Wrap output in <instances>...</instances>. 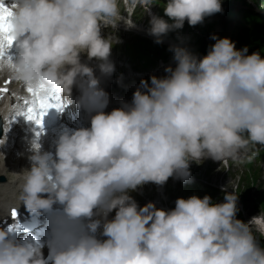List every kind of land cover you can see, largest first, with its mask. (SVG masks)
Wrapping results in <instances>:
<instances>
[{"label": "clouds", "instance_id": "9594fccd", "mask_svg": "<svg viewBox=\"0 0 264 264\" xmlns=\"http://www.w3.org/2000/svg\"><path fill=\"white\" fill-rule=\"evenodd\" d=\"M153 4H4L11 12L15 52L11 63L0 60V80L15 83L12 96L30 101L23 91L42 83L54 87L67 106L75 86L77 108L94 114L89 127H65L54 152L30 141V166L13 173L15 199L12 204L0 200V215L21 204L37 215L60 205L62 215L52 229L47 258L39 247L0 230V264H264V246L255 234L264 236V212L247 223L237 219L233 188L222 187L223 202L192 195L177 198L170 210L153 202L139 206L129 195L147 183L162 186L170 177L190 182L192 162L238 161L249 145H264V57L248 54L247 47L236 49L227 37L212 35L215 43L199 58L186 47L171 46L175 68L166 67L162 78L151 76L150 84L142 79L130 103L104 111L108 95L87 61L94 59L102 76L111 75L109 57L119 40L102 29L131 25L137 6L146 12ZM221 11V0H166L168 19L151 15L148 32L161 43L185 21L195 26ZM24 107L0 97V118L7 121Z\"/></svg>", "mask_w": 264, "mask_h": 264}, {"label": "rangeland", "instance_id": "374dc122", "mask_svg": "<svg viewBox=\"0 0 264 264\" xmlns=\"http://www.w3.org/2000/svg\"><path fill=\"white\" fill-rule=\"evenodd\" d=\"M155 2L156 4L150 6L147 15L150 17L153 14L159 15L167 20L168 18L164 16L163 12V2L154 0ZM221 7V12L205 17L202 23L195 26H190L185 21L183 28L166 34L168 38H171L168 41L172 42V46H175L173 41H177L180 46L186 47L199 58L207 54L209 47L215 43L211 36L216 35L218 38H229L235 43V48L238 50L247 47L248 54L258 52L260 55H264V51L260 48V43L264 42V18H259L254 11V9H258L264 14V0H221ZM141 19L143 20V18ZM169 22L171 23V21ZM137 42V39L134 40V44ZM170 47V45L162 46L148 41L144 45L138 44L137 48L135 46L136 52H133L135 57L144 56L149 62L157 65L160 57L173 55L169 50ZM12 151L15 152L14 155ZM3 152L18 172L30 166L23 161L15 162L26 157L28 152L25 156L19 155L20 153L14 146L4 149ZM190 167L192 171L196 170V175L190 176V182H184L185 188L174 189L173 185H169V189L171 188L175 192L165 189L170 192L169 198L174 196L171 198L172 205L175 204L177 198L187 199L192 195L200 198L208 195L213 202H223L224 191L210 186L209 183H212L221 188L226 186L227 192H231L233 188L238 193L241 201L238 196L236 216L242 218L244 223L259 215L260 212H264V145H249L247 151L238 161H223L216 165L206 164L203 160L199 165L190 163ZM224 174L227 184H222L220 179ZM217 176L219 178L216 181L215 177ZM172 179L170 177L168 180ZM163 185L165 187L166 183ZM6 191L11 197L15 196L13 189H6ZM157 198L161 199L162 195H157ZM255 234L258 242L264 246V237L258 232Z\"/></svg>", "mask_w": 264, "mask_h": 264}, {"label": "snow or ice", "instance_id": "6c2138e0", "mask_svg": "<svg viewBox=\"0 0 264 264\" xmlns=\"http://www.w3.org/2000/svg\"><path fill=\"white\" fill-rule=\"evenodd\" d=\"M11 15L9 9L4 5L3 0H0V60L7 59L10 63L12 57L7 54L8 49L12 46L13 37L9 34L11 32V24L8 17ZM11 81L6 80L4 83L8 85ZM31 95V100H25V107L23 111L17 114L24 115L26 119L33 121L37 126L41 125L42 118L49 108L55 107L58 110L62 108V102L58 91L48 85L38 84L35 87L27 89ZM8 92L7 87L0 88V95ZM7 129V127H5ZM13 218L16 216V211H11ZM259 223V222H257ZM18 225L16 228L18 229Z\"/></svg>", "mask_w": 264, "mask_h": 264}, {"label": "bare ground", "instance_id": "6f19581e", "mask_svg": "<svg viewBox=\"0 0 264 264\" xmlns=\"http://www.w3.org/2000/svg\"><path fill=\"white\" fill-rule=\"evenodd\" d=\"M138 17V15H136ZM142 18V17H141ZM145 19V17H143V20ZM177 46H180L178 44H176ZM2 80H0L1 82ZM15 86V83L12 81L11 85ZM2 88V87H0ZM15 89V88H14ZM7 94V93H6ZM6 97V96H5ZM12 102H15V97L12 96L11 98ZM16 114H14L13 116H10L8 118L7 121H4V119L0 118V124H1V130H2V136L0 137V140H3V143L0 144V175H4L6 176L8 179L10 178V181L8 180L6 183L4 182H0V200L2 201H6L9 204H12L15 196L11 197V195L8 194V192L6 191V189H13L14 193H15V189H14V185L12 184V181L14 180V176L13 173H19L16 169L15 166L12 165V163L9 161L8 157H6L4 155V149H8L10 147H16L18 152L21 153L24 150L21 148L23 145H26L25 148H29V142L24 139V136L16 130V128L14 127V117ZM5 127H7V129H5ZM55 132V131H54ZM56 133V132H55ZM46 148H50V146H46L44 149ZM3 160V161H2ZM193 164H198L196 162H192ZM29 166V164H27ZM194 167V166H193ZM190 173L191 175H196V170L192 171L191 167H190ZM194 175V176H195ZM225 174L220 178L223 184H227L226 180H224ZM218 176L215 177L216 181L218 180ZM162 187H164V185H162ZM171 191V190H170ZM185 191V190H184ZM184 191L182 192V194L184 193ZM166 192V190H165ZM204 193V191H202ZM140 201V204H142V201ZM19 211H23L26 214H30L26 208L24 207L23 204H21L19 207L16 208ZM10 208L8 213L0 215V222L3 221V218L7 217L9 214ZM1 230V227H0Z\"/></svg>", "mask_w": 264, "mask_h": 264}, {"label": "trees", "instance_id": "16d2710c", "mask_svg": "<svg viewBox=\"0 0 264 264\" xmlns=\"http://www.w3.org/2000/svg\"><path fill=\"white\" fill-rule=\"evenodd\" d=\"M259 18L263 19L264 18V15H259V14H256ZM260 48H262V50L264 51V42L260 43Z\"/></svg>", "mask_w": 264, "mask_h": 264}, {"label": "water", "instance_id": "95a60500", "mask_svg": "<svg viewBox=\"0 0 264 264\" xmlns=\"http://www.w3.org/2000/svg\"><path fill=\"white\" fill-rule=\"evenodd\" d=\"M255 12H256L257 14H259V15H264L263 12H261V11L255 10Z\"/></svg>", "mask_w": 264, "mask_h": 264}]
</instances>
